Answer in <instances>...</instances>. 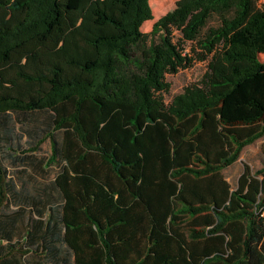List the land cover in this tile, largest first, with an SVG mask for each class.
<instances>
[{
    "label": "trees",
    "instance_id": "trees-1",
    "mask_svg": "<svg viewBox=\"0 0 264 264\" xmlns=\"http://www.w3.org/2000/svg\"><path fill=\"white\" fill-rule=\"evenodd\" d=\"M151 19L150 0H0V264H264V165L223 174L264 140V4Z\"/></svg>",
    "mask_w": 264,
    "mask_h": 264
},
{
    "label": "rangeland",
    "instance_id": "rangeland-1",
    "mask_svg": "<svg viewBox=\"0 0 264 264\" xmlns=\"http://www.w3.org/2000/svg\"><path fill=\"white\" fill-rule=\"evenodd\" d=\"M188 0H150L153 11V19L146 21L143 26V32H150L154 23L164 14L173 10L177 6L185 3ZM176 40L179 38V32L176 31ZM183 47L186 53L193 54L194 44L186 42ZM208 70V60H196L194 64L186 69H181L178 73L167 74L166 80L170 83L169 91L164 92L162 95L166 103H170L173 98L179 93L183 92L187 86L199 83L205 76ZM263 139H259L255 143L247 146L243 151L236 167L233 165L223 171L224 176L229 180L232 186H235L238 176L241 172L244 163L251 164L254 168H260L264 165V151L261 148ZM240 167V169H238Z\"/></svg>",
    "mask_w": 264,
    "mask_h": 264
},
{
    "label": "built area",
    "instance_id": "built-area-1",
    "mask_svg": "<svg viewBox=\"0 0 264 264\" xmlns=\"http://www.w3.org/2000/svg\"><path fill=\"white\" fill-rule=\"evenodd\" d=\"M260 4H264V0H258ZM261 216L264 217V210L261 213Z\"/></svg>",
    "mask_w": 264,
    "mask_h": 264
},
{
    "label": "crops",
    "instance_id": "crops-1",
    "mask_svg": "<svg viewBox=\"0 0 264 264\" xmlns=\"http://www.w3.org/2000/svg\"><path fill=\"white\" fill-rule=\"evenodd\" d=\"M262 59L264 60V55H261ZM264 141V140H263ZM262 141V142H263ZM238 162V161H237ZM236 165H238L237 163L234 165L236 167ZM238 169H240V167H238ZM29 170V169H28Z\"/></svg>",
    "mask_w": 264,
    "mask_h": 264
}]
</instances>
